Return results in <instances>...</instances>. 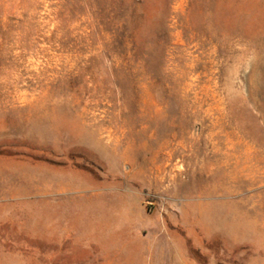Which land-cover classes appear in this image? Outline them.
Masks as SVG:
<instances>
[{"label":"rangeland","instance_id":"rangeland-1","mask_svg":"<svg viewBox=\"0 0 264 264\" xmlns=\"http://www.w3.org/2000/svg\"><path fill=\"white\" fill-rule=\"evenodd\" d=\"M0 264H264V0H0Z\"/></svg>","mask_w":264,"mask_h":264}]
</instances>
